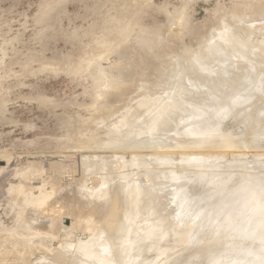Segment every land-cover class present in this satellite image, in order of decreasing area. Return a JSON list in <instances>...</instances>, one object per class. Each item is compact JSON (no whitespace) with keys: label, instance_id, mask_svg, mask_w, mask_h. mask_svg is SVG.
I'll use <instances>...</instances> for the list:
<instances>
[{"label":"rangeland","instance_id":"obj_1","mask_svg":"<svg viewBox=\"0 0 264 264\" xmlns=\"http://www.w3.org/2000/svg\"><path fill=\"white\" fill-rule=\"evenodd\" d=\"M263 18L264 0H0V264H75L114 222L95 206L118 190L121 155L144 150L114 149L119 119L165 94L176 59Z\"/></svg>","mask_w":264,"mask_h":264},{"label":"bare ground","instance_id":"obj_2","mask_svg":"<svg viewBox=\"0 0 264 264\" xmlns=\"http://www.w3.org/2000/svg\"><path fill=\"white\" fill-rule=\"evenodd\" d=\"M258 20L238 30L242 35L216 32L203 51L176 59L165 94L119 119L125 131L110 142L114 149L144 150L125 161L119 154L126 171L116 174L118 190H104L95 206L104 215L111 210L114 222L94 243L88 237L89 248L70 254L75 264H264V18ZM137 135L145 141L136 144ZM78 195L71 202L79 209L85 199ZM46 196L37 206L46 207Z\"/></svg>","mask_w":264,"mask_h":264}]
</instances>
